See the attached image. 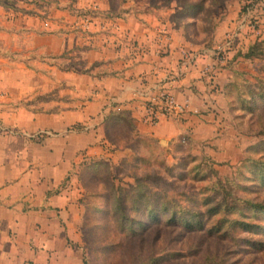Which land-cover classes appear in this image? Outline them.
<instances>
[{
	"label": "crops",
	"instance_id": "1",
	"mask_svg": "<svg viewBox=\"0 0 264 264\" xmlns=\"http://www.w3.org/2000/svg\"><path fill=\"white\" fill-rule=\"evenodd\" d=\"M81 13L94 15L86 32L73 27ZM116 13L108 0H0V264H82L76 187L92 162L231 133L227 70L210 86L207 57L179 62L201 45L149 14ZM153 87L189 110L143 124L140 92Z\"/></svg>",
	"mask_w": 264,
	"mask_h": 264
},
{
	"label": "rangeland",
	"instance_id": "2",
	"mask_svg": "<svg viewBox=\"0 0 264 264\" xmlns=\"http://www.w3.org/2000/svg\"><path fill=\"white\" fill-rule=\"evenodd\" d=\"M108 1L116 14H149L179 28L191 43L202 46L198 57H207V63L214 62L212 51L218 53L221 61L214 64V70H227L222 87L225 115L220 123L231 133L213 134L203 144L179 138L181 143L173 151L162 141V148L143 151L141 163L134 160L135 152L117 164L104 162L96 176L81 171L76 212L82 264H264V219L250 217L254 212L258 217L264 215L258 212L264 203V186L256 177L257 167L264 171L262 1ZM75 18L74 29L86 32L94 15L81 13ZM161 29L158 35L167 36L169 31ZM229 33L233 38L225 42ZM241 36L247 41L243 43ZM136 179L162 195L195 192L194 197L208 198L209 204L234 206L238 214L231 213L229 218L245 214L246 221L260 227L253 233L237 229L217 238L155 223L136 236L124 237L109 215L106 217L103 198L112 190L135 186ZM176 198L186 203L185 198ZM111 203L109 200L105 206L111 207Z\"/></svg>",
	"mask_w": 264,
	"mask_h": 264
},
{
	"label": "trees",
	"instance_id": "3",
	"mask_svg": "<svg viewBox=\"0 0 264 264\" xmlns=\"http://www.w3.org/2000/svg\"><path fill=\"white\" fill-rule=\"evenodd\" d=\"M180 143L179 141L174 143L172 151L176 150ZM134 160L141 163L145 157L138 154L134 156ZM102 164L104 161H94L86 168L96 176ZM256 173L260 184L264 186V171L261 167H257ZM135 181V186L129 189L118 188L116 192L112 190L110 195L106 194L103 198L106 217L109 215L110 219L118 226L119 234L124 237L136 236L148 225L155 223L176 227L184 232H203L207 236L217 238H225L231 234L232 230L237 229L253 233L260 227L246 221L245 214L229 218L231 213H237L234 206H226L223 202L209 204L208 198L194 197L195 192L186 194L180 191L173 192L171 195L165 193L162 195V191L160 192L159 189V191L151 190L147 186H143L144 184L140 182L141 179ZM176 196L185 198L186 203L183 199L182 201L180 198L177 199ZM109 200L112 201L111 207H106L105 204ZM258 210L260 214H264V203L258 206ZM218 212H221V216L215 217ZM250 217H253L254 220L264 219V215L258 217L255 212Z\"/></svg>",
	"mask_w": 264,
	"mask_h": 264
},
{
	"label": "built area",
	"instance_id": "4",
	"mask_svg": "<svg viewBox=\"0 0 264 264\" xmlns=\"http://www.w3.org/2000/svg\"><path fill=\"white\" fill-rule=\"evenodd\" d=\"M261 1L260 6L263 8L262 12H264V0ZM232 38L233 34H227V36H225V42L227 39L231 40ZM162 40L163 42H161ZM167 40V36H160L158 39V46L161 47L160 44H162V46L164 44L166 45ZM178 53L180 65L182 67H188L195 63V60L200 52L198 53L186 48H180ZM217 54V52L212 51L210 56L214 59V62H205L200 71L201 76L204 77L205 80L212 85V87L215 71L214 64L221 61V58H219ZM140 108V121L145 125L153 126L161 117L175 118L186 113L189 110V104L186 100H176V98L168 90L156 89L153 87L140 92Z\"/></svg>",
	"mask_w": 264,
	"mask_h": 264
}]
</instances>
